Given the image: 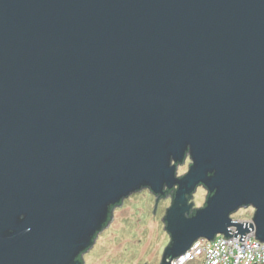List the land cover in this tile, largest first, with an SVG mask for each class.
I'll use <instances>...</instances> for the list:
<instances>
[{
    "label": "water",
    "instance_id": "95a60500",
    "mask_svg": "<svg viewBox=\"0 0 264 264\" xmlns=\"http://www.w3.org/2000/svg\"><path fill=\"white\" fill-rule=\"evenodd\" d=\"M141 185L178 188L166 256L239 201L264 220V0H0V264H72Z\"/></svg>",
    "mask_w": 264,
    "mask_h": 264
},
{
    "label": "clouds",
    "instance_id": "9594fccd",
    "mask_svg": "<svg viewBox=\"0 0 264 264\" xmlns=\"http://www.w3.org/2000/svg\"><path fill=\"white\" fill-rule=\"evenodd\" d=\"M173 159H175L173 156H169V169L174 170L173 176L176 180L183 181L196 166L192 147L188 146L182 161H178L179 166L172 165ZM211 173L212 177L217 175L216 170ZM174 186H178L180 191V184ZM149 187L151 186L141 185L139 189L145 191L147 195ZM179 191L174 194L169 191L164 195L160 204L161 216L164 210L173 209V201L178 200ZM219 192V187L210 189L204 182L195 184L193 190L184 195L187 205V210L183 213L185 219L191 221L197 218L200 212L209 209L210 200L215 198ZM186 194H190L189 199L185 198ZM260 211L261 208L253 200L237 202L227 211L221 230L210 235L196 236L184 251L175 256L164 255L166 249L168 251L174 247V236L168 228L165 229L164 224L160 223L158 216L151 225L154 228L152 251L144 259L149 261V264H161V257H163L164 264H264V232H262L264 220L260 218ZM26 216V213L22 215L21 220H25ZM31 231L30 226L25 229L26 233H31ZM9 234L14 236L15 231L9 229ZM76 257L77 255L73 257L72 264H76Z\"/></svg>",
    "mask_w": 264,
    "mask_h": 264
},
{
    "label": "rangeland",
    "instance_id": "374dc122",
    "mask_svg": "<svg viewBox=\"0 0 264 264\" xmlns=\"http://www.w3.org/2000/svg\"><path fill=\"white\" fill-rule=\"evenodd\" d=\"M149 191L147 195L145 191L134 193L120 208H114L112 221L98 233L91 249L83 255L84 264H149L144 257L152 251L154 228L151 225L158 216L164 224L168 211L160 215L161 200L154 213L157 199Z\"/></svg>",
    "mask_w": 264,
    "mask_h": 264
},
{
    "label": "trees",
    "instance_id": "16d2710c",
    "mask_svg": "<svg viewBox=\"0 0 264 264\" xmlns=\"http://www.w3.org/2000/svg\"><path fill=\"white\" fill-rule=\"evenodd\" d=\"M177 187L173 188V189H168V188H165L164 189V193L167 194L169 191H171L173 194L177 192ZM164 194V195H165ZM190 195H188V199H189ZM113 210H114V207H109V210H108V215L105 219V223L102 225V230L104 228H106L108 226V224L112 221V217H113ZM98 234L95 235V237L93 238V241L95 240V238L97 237ZM88 249H85L81 254L78 255V257L76 258V263H81L83 264V257H82V254L84 252H86Z\"/></svg>",
    "mask_w": 264,
    "mask_h": 264
},
{
    "label": "flooded vegetation",
    "instance_id": "af4514ba",
    "mask_svg": "<svg viewBox=\"0 0 264 264\" xmlns=\"http://www.w3.org/2000/svg\"><path fill=\"white\" fill-rule=\"evenodd\" d=\"M147 191H149L148 189H147ZM141 192H143V190L141 191ZM150 192V191H149ZM151 193V192H150ZM154 197L157 199V201H161V200H163V198H164V195H162V196H155L154 195ZM123 205V203H121V204H119V205H117V206H115L114 208H120L121 206ZM91 249V248H90ZM89 249V250H90ZM88 251V250H87ZM84 254H87V252H84L83 254H82V257H83V255Z\"/></svg>",
    "mask_w": 264,
    "mask_h": 264
},
{
    "label": "bare ground",
    "instance_id": "6f19581e",
    "mask_svg": "<svg viewBox=\"0 0 264 264\" xmlns=\"http://www.w3.org/2000/svg\"><path fill=\"white\" fill-rule=\"evenodd\" d=\"M124 203V202H123Z\"/></svg>",
    "mask_w": 264,
    "mask_h": 264
}]
</instances>
